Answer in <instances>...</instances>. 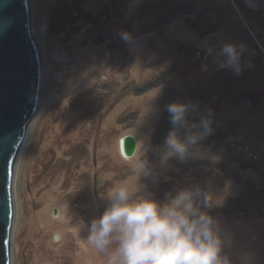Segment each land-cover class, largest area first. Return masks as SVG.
<instances>
[{
  "label": "rangeland",
  "instance_id": "rangeland-1",
  "mask_svg": "<svg viewBox=\"0 0 264 264\" xmlns=\"http://www.w3.org/2000/svg\"><path fill=\"white\" fill-rule=\"evenodd\" d=\"M32 3L44 79L39 110L17 161L14 264H106L83 225L103 214L102 197L125 182L133 192L139 182L161 202L193 185L225 196L223 208L210 210L229 237L224 252L234 264H264L263 191L258 195L253 186L255 199L228 208L226 198L241 197L242 187L229 182L221 193L213 185L216 178H228L212 164L227 159L218 157L221 138L210 142L221 132L214 130L203 141L215 160L173 158L163 169L157 151L163 145L153 139L170 103L198 102L211 110L213 127L229 132L236 147L230 157L244 142L257 141L254 148L262 153L253 160L256 169L243 176L258 180L264 142L249 132H264V99L253 115L249 100L264 91V0ZM225 44L241 50V71L221 66L224 57L217 53ZM160 77L163 84L136 93ZM128 136L135 147L130 155L121 146ZM145 137L150 148L140 143ZM142 155L154 175L138 181L134 164Z\"/></svg>",
  "mask_w": 264,
  "mask_h": 264
},
{
  "label": "clouds",
  "instance_id": "clouds-1",
  "mask_svg": "<svg viewBox=\"0 0 264 264\" xmlns=\"http://www.w3.org/2000/svg\"><path fill=\"white\" fill-rule=\"evenodd\" d=\"M124 38L129 39V34ZM241 54L236 45L225 44L217 56L224 57L222 67L239 72ZM167 113L171 129L163 147L157 149L162 169L173 158L181 163L216 159L203 147L214 131L210 109L202 110L191 100L175 101L167 106ZM149 139L143 138L141 145L150 148ZM134 171L138 181L154 175L143 155L135 162ZM102 198L107 201L103 214L83 226L89 243L106 256V264H234L224 252L229 237L210 212L223 206L225 196L193 185L168 193L161 202L144 192L139 182L135 192L125 182Z\"/></svg>",
  "mask_w": 264,
  "mask_h": 264
},
{
  "label": "water",
  "instance_id": "water-1",
  "mask_svg": "<svg viewBox=\"0 0 264 264\" xmlns=\"http://www.w3.org/2000/svg\"><path fill=\"white\" fill-rule=\"evenodd\" d=\"M34 19L32 0H0V264H14L17 161L42 95L44 50Z\"/></svg>",
  "mask_w": 264,
  "mask_h": 264
},
{
  "label": "trees",
  "instance_id": "trees-1",
  "mask_svg": "<svg viewBox=\"0 0 264 264\" xmlns=\"http://www.w3.org/2000/svg\"><path fill=\"white\" fill-rule=\"evenodd\" d=\"M164 80H165V78L163 79V77L155 78L154 80L149 81V83H147V84L145 83V85L142 88H140V91H137L136 93L147 92V91L151 90L152 88H155V87L163 84L165 82ZM168 117L169 116H168V113L166 111L164 117L160 120V122L157 125L156 131L153 135V139H156V141H155L156 146L164 145L165 138L171 129L170 128L171 124L168 120ZM213 128H215L214 130H217V132H221V133L220 134H213L212 135L213 140H210V142H211V144H214L216 141V140L214 141V139L220 137L221 138V141H220L221 146L219 148L221 150L217 151L218 157L219 158L220 157L221 158H224V157L227 158V159H225L226 161H219L218 163H212L213 169H214V172H219L220 174H221V172L226 171V174L228 175V178L224 177L223 179H220L219 181L216 177H214L216 179L213 182V185H215V187H217V188L219 187L220 192L222 191L221 193H223V188L226 187V185L229 182H232L234 184L236 183L237 186H241L242 187L241 189L243 191V194L241 197L240 196H236V197L232 196V197L226 198V200H227L226 206H228V208H232V207L239 205V204H244V206H245L247 200L252 199V197H254V195H255V194H253L254 191H252L254 188L253 186H257L256 188H257L258 195H259V191H263V197H264V173L262 171H259L260 174H259V177L257 178L258 180L255 183H254V181H251V180H245L243 173L246 171H249V170H255L256 169V165L254 163L255 161L249 159L244 154L243 149L241 150V152L236 153L238 155L234 154L233 157H230V155L232 156V153L235 152L236 147L234 148L232 140H230V138L228 137L229 132H226L224 134V133H222L221 129H219L217 127H213ZM261 133H262L261 135L263 136L264 132H261ZM252 142L257 143L256 140L255 141L252 140ZM262 142H264V141H262ZM244 143H251V142L248 141V142H244ZM220 152H224V153L221 154ZM199 166L202 168H205L204 163L199 164ZM201 181H202V179H201ZM248 188L251 189L250 192H248V190H249ZM253 199H255V197ZM257 200H260V199H257ZM224 206H225V204L223 205V207ZM223 207H220V208H223Z\"/></svg>",
  "mask_w": 264,
  "mask_h": 264
},
{
  "label": "crops",
  "instance_id": "crops-1",
  "mask_svg": "<svg viewBox=\"0 0 264 264\" xmlns=\"http://www.w3.org/2000/svg\"><path fill=\"white\" fill-rule=\"evenodd\" d=\"M263 92V94H260V97L257 99V100H254V99H252V100H249V102H250V104L252 105V106H255L254 107V110H252L253 112L250 114V115H253L254 113H255V111L258 109H260L261 108V106L263 105V96H264V91H262ZM257 110V111H258ZM249 117V116H248ZM251 119H254V118H250L249 120H251ZM264 119V118H263ZM264 122V120L262 121V123ZM264 125V124H263ZM262 132V131H261ZM250 134V135H249ZM249 137H256V138H260V141H264V135L262 136L261 135V133H256L255 132V134H252V133H250L249 132ZM128 137H131V136H128ZM132 139H133V137H131ZM263 139V140H262ZM134 140V139H133ZM135 150V147H134V142H133V147H132V152ZM259 166L261 167V171L264 173V161H262V164H259ZM258 166V167H259ZM255 171V170H254ZM247 173H248V171H247ZM252 173H253V171H252Z\"/></svg>",
  "mask_w": 264,
  "mask_h": 264
},
{
  "label": "built area",
  "instance_id": "built-area-1",
  "mask_svg": "<svg viewBox=\"0 0 264 264\" xmlns=\"http://www.w3.org/2000/svg\"><path fill=\"white\" fill-rule=\"evenodd\" d=\"M255 144L254 143H243L242 145V149L244 154L252 160H257L259 159V157L261 156V151L259 152V150L257 148H254ZM263 149H264V145H263Z\"/></svg>",
  "mask_w": 264,
  "mask_h": 264
},
{
  "label": "bare ground",
  "instance_id": "bare-ground-1",
  "mask_svg": "<svg viewBox=\"0 0 264 264\" xmlns=\"http://www.w3.org/2000/svg\"><path fill=\"white\" fill-rule=\"evenodd\" d=\"M131 137L124 138L122 141V151L126 155H130L132 153V145H131Z\"/></svg>",
  "mask_w": 264,
  "mask_h": 264
}]
</instances>
